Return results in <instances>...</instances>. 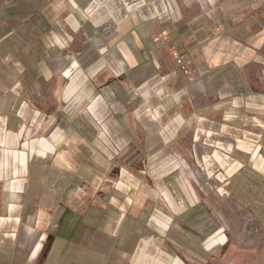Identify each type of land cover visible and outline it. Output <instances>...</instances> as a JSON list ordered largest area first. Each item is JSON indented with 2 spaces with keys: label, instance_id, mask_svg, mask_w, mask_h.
Here are the masks:
<instances>
[{
  "label": "crops",
  "instance_id": "obj_1",
  "mask_svg": "<svg viewBox=\"0 0 264 264\" xmlns=\"http://www.w3.org/2000/svg\"><path fill=\"white\" fill-rule=\"evenodd\" d=\"M0 264H264V0H0Z\"/></svg>",
  "mask_w": 264,
  "mask_h": 264
},
{
  "label": "built area",
  "instance_id": "obj_2",
  "mask_svg": "<svg viewBox=\"0 0 264 264\" xmlns=\"http://www.w3.org/2000/svg\"><path fill=\"white\" fill-rule=\"evenodd\" d=\"M176 61H177V64L179 66V68L187 75L189 76L190 73H191V70H190V66H189V63L185 60V58L181 55V54H176ZM204 164L201 165L199 164L200 168L202 170H207L208 169V165L206 164V160L203 161ZM220 171H215V174H218ZM221 173L218 174V176L220 175ZM218 178V177H216Z\"/></svg>",
  "mask_w": 264,
  "mask_h": 264
},
{
  "label": "rangeland",
  "instance_id": "obj_3",
  "mask_svg": "<svg viewBox=\"0 0 264 264\" xmlns=\"http://www.w3.org/2000/svg\"><path fill=\"white\" fill-rule=\"evenodd\" d=\"M225 159V158H224ZM214 164V163H213ZM215 165V164H214ZM213 165V166H214ZM209 168V167H208ZM212 168V167H211ZM219 173H221V172H219ZM218 173V174H219ZM214 174V175H213ZM218 174H215V172L213 171V173H212V176H214L215 177V179H213V180H215V185H220L219 187H220V189H219V191H220V194H222V195H224L225 197L226 196H228V192H226V193H223L222 192V190L223 189H225L226 191H227V188L224 186V187H222L223 186V181H224V176L222 175V174H220L219 176H218ZM216 177H218V178H216ZM213 178V177H212ZM218 179V180H217ZM218 190V189H217Z\"/></svg>",
  "mask_w": 264,
  "mask_h": 264
}]
</instances>
